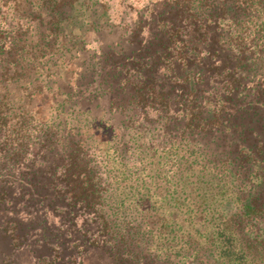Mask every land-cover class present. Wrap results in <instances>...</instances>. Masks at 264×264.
<instances>
[{
	"label": "rangeland",
	"instance_id": "374dc122",
	"mask_svg": "<svg viewBox=\"0 0 264 264\" xmlns=\"http://www.w3.org/2000/svg\"><path fill=\"white\" fill-rule=\"evenodd\" d=\"M194 26L210 52L189 51L173 69L190 83L157 68L156 94L171 100L125 119L134 92L108 84L122 43L141 46L144 64L149 45L164 63L168 32L181 61ZM3 38L0 182L12 202L0 205V227L14 218L27 234L14 248L0 231V264H264L263 247L242 244L264 234L262 217H241L245 199L264 207V0H0ZM188 104L203 110L202 129L182 127ZM77 145L91 185L63 201L70 165L54 168ZM250 148L262 160L252 182ZM23 177L39 182L42 204ZM44 237L59 243L56 256Z\"/></svg>",
	"mask_w": 264,
	"mask_h": 264
},
{
	"label": "trees",
	"instance_id": "16d2710c",
	"mask_svg": "<svg viewBox=\"0 0 264 264\" xmlns=\"http://www.w3.org/2000/svg\"><path fill=\"white\" fill-rule=\"evenodd\" d=\"M55 3H56L55 1H50V2H48V5H46L47 9L49 8L50 12H52L54 10ZM38 5L42 6L40 3ZM213 16H215V15H213ZM211 17H212V14H209L207 18H211ZM211 22H214V20H211ZM197 30L198 29H196V27L194 26L193 32L196 33L195 39L197 38V43H195L196 45H193L191 48L183 49L180 52V55L183 56L181 58L182 59L181 61H175L178 59V57H175V55H174V47L176 45L172 43L171 38H173V36L171 37L170 33H168V32L166 33L167 42H164L163 45H161L162 46L161 49L163 48L162 53L164 52V55H166L165 57L169 56L170 57L169 60H171V61H164V63L162 61H159L160 57H157V49L152 50V49H150L149 45H148V47L145 48V52L148 51V49H149L148 55L151 57H154L155 59L153 61H150V62H147L144 64V63H142V61H143L142 59H145V58H144V54L141 55V46H137V47H135L134 45L126 46L124 43H122V45L120 47V55L118 57V59L120 58V61H109V63H111L112 67H114V68H112V70H113V73L111 75L112 81H109L108 84H110V85H118L119 84L120 86H122V89H126V87H127L128 89H130L134 92V93H132V96H131L129 102L133 103V100H134V104L136 107H134L132 110L126 109L124 111V112H126V113H123L125 119L127 118V119L132 121L133 118H135L138 115L139 109L143 110L142 112L145 111V113L147 114L148 109L146 106H144V102L151 103L152 100L153 99L155 100L158 96L161 97V101H163V99L166 97H167V101L171 100L169 97V92H166L165 93L166 95H164L163 92L156 94V87L158 86V85H156L158 83V80L155 78L157 68H164V69L167 68V69H169L170 72H172L176 75L171 80L169 77L168 82H173V83L182 82V83H188V84L190 83V81H189L190 76L189 75L186 76V73L188 71L184 72L185 75L183 74V76H182V73L176 74V72L174 70L176 68V63L183 65V67L186 66L187 61H184V60L189 55V51H192L193 53H197V48L198 49L201 48V47H199L198 42L201 41L202 34ZM176 36L177 35H175V37ZM4 40L5 39L3 38L0 41V48H2ZM170 40H171V43H169ZM177 41L179 42V40H177ZM180 41L183 43V40H180ZM181 42H179V43L182 44ZM171 45H174V47ZM199 50L203 51L205 49L203 47ZM205 51L210 52L209 49H207ZM114 53L117 54V52L114 50L113 53H111L112 57L114 56ZM165 62L168 64H165ZM142 64H144V65H142ZM149 68H151V69H149ZM113 78L116 79L115 82L113 81ZM124 81H126V83ZM193 91H196V92L193 93ZM111 92H113L114 96H116V98L114 99V100H116L119 97L120 92L116 91L114 88H111L110 93ZM187 92H188V94H187L188 97H193V96H196V93L198 91L189 89V90H187ZM129 102H128V104H130ZM111 104L115 105L116 107H119V105L122 104V101H120V103L114 101V102H111ZM148 107L153 108V106H150V105H148ZM195 109H196V111L192 112V110H195ZM158 110H154V111L158 112ZM179 110H181L182 113L185 112L184 121L182 123V127L185 130L188 127L187 125H191L192 127H196L197 129L200 128L198 122H199V119L202 117V113H203L202 111L203 110L200 107H198V105H196V104L195 105L193 104L191 106H190V104H188V106L183 105L182 108H180ZM216 110H218V109L216 108ZM189 116L191 118H188ZM200 129H202V127ZM83 148H84L85 153L82 152L81 150H79V145L75 146V149H72L71 152L63 149L64 161H70V163L67 164V162H66L63 165L60 164L54 168L56 170L59 167L65 168V165H67V166L70 165L69 168H66L64 171H62L63 178H61V181H60V182H63L65 184V187L67 190V191H65V194L61 195L63 201L66 199V197L68 198V196L70 197L71 200H73L75 198V196H77L79 191H81L83 194L91 185L88 183L90 171H91V169L88 167V163H87L89 160L85 159L87 150H86L85 146H83ZM244 157H246L245 158L246 161L252 167L251 172L249 173V176H248V182H252L254 179H256V180L261 179L260 169L262 167L259 166V164L262 162V160L258 156L256 149H253V150H252V148L248 149L247 154H246V156L244 155ZM56 163H58V162H56ZM56 163H55V165H56ZM39 165H40V163H39ZM255 174H256V177H254ZM20 180L22 183L21 185L28 188L27 189L28 195L31 198H33V197L37 198V197L43 196L37 191V185L36 184L39 183L38 181H33L32 178L27 179L26 177H23ZM60 182H59V184H60ZM52 183H53V181H52ZM256 184L259 185L260 183L256 182ZM45 185H47V184H45ZM3 187L4 186L0 182V205L7 206V204L12 202L11 201L12 199L10 198L9 192L7 191V189H4ZM52 198H54V197H52ZM37 200H38L39 204H42L44 202L41 198H37ZM241 209H242L241 210V217L250 218V217L261 216L262 222L264 223V207L253 204L250 199H245ZM20 229H21L20 228V221L17 219H14V218L7 219V221H4L3 225L0 227L1 233L9 239L11 245L14 248L21 247V245L23 244L24 239L26 237L25 235L27 234L26 232L21 233ZM42 230H45L44 227L42 228ZM111 231H112V233H114V236L112 237V240H114L116 238V234L117 233L119 234V229L115 228ZM122 234L124 235V233H122ZM44 236H45V233H44ZM46 238L47 237L43 238L44 243L47 245H50L51 250L54 252V255L56 256L60 250L59 249L60 248L59 243H57L55 241L52 243V242H50V240H48ZM256 239H259V240L257 241ZM113 242H116V239ZM242 244L244 246V249L247 252H254L255 251L254 249H256L258 247L264 248V234H259V233L255 234V235H252V233L251 234H244V235H242ZM46 258L47 257L42 258V259H40V261H42L43 259H46ZM46 260H48V259H46Z\"/></svg>",
	"mask_w": 264,
	"mask_h": 264
}]
</instances>
